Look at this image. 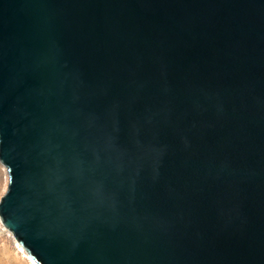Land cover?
<instances>
[{
  "label": "water",
  "instance_id": "95a60500",
  "mask_svg": "<svg viewBox=\"0 0 264 264\" xmlns=\"http://www.w3.org/2000/svg\"><path fill=\"white\" fill-rule=\"evenodd\" d=\"M0 163L35 264H264V0H0Z\"/></svg>",
  "mask_w": 264,
  "mask_h": 264
},
{
  "label": "rangeland",
  "instance_id": "374dc122",
  "mask_svg": "<svg viewBox=\"0 0 264 264\" xmlns=\"http://www.w3.org/2000/svg\"><path fill=\"white\" fill-rule=\"evenodd\" d=\"M8 184L6 169L0 163V198L4 195ZM0 264H35L25 253L11 233L0 222Z\"/></svg>",
  "mask_w": 264,
  "mask_h": 264
}]
</instances>
